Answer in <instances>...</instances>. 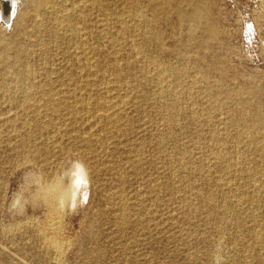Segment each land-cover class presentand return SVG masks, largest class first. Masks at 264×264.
I'll return each instance as SVG.
<instances>
[{
	"label": "rangeland",
	"instance_id": "rangeland-1",
	"mask_svg": "<svg viewBox=\"0 0 264 264\" xmlns=\"http://www.w3.org/2000/svg\"><path fill=\"white\" fill-rule=\"evenodd\" d=\"M16 7L0 18V264H264V0ZM74 162L75 206L43 203Z\"/></svg>",
	"mask_w": 264,
	"mask_h": 264
},
{
	"label": "bare ground",
	"instance_id": "bare-ground-1",
	"mask_svg": "<svg viewBox=\"0 0 264 264\" xmlns=\"http://www.w3.org/2000/svg\"><path fill=\"white\" fill-rule=\"evenodd\" d=\"M17 1H13L12 0H1V6H2V12H0V18L2 20H4L6 23L9 22L10 18L12 16L15 15V13L17 12L18 8L16 7L17 5ZM40 1V0H39ZM43 1V0H41ZM47 1V0H44ZM168 1V0H167ZM52 3V2H51ZM19 4V3H18ZM53 6V4H52ZM57 5H55L56 7ZM66 11V10H65ZM54 12V11H53ZM191 15V14H190ZM57 23V22H56ZM190 24V23H189ZM194 28V27H193ZM42 32V31H41ZM31 37V36H30ZM89 61V60H88ZM158 65V64H157ZM157 67V66H156ZM17 70V69H16ZM164 71V70H163ZM11 75V74H10ZM157 80H162V71L157 69ZM14 78V77H13ZM165 80V79H164ZM160 82V81H158ZM2 85V84H1ZM31 88V87H30ZM34 88V87H33ZM32 88V89H33ZM28 89V88H27ZM30 90V89H29ZM28 91V90H27ZM24 92V91H23ZM49 92L46 91H42V95L44 96V104L45 102H49V96H48ZM231 97V96H230ZM25 102H27V104L31 105L32 102L31 101H27L25 100ZM35 104V103H34ZM36 105V104H35ZM102 113V112H101ZM253 115L256 116V112H253ZM264 124V123H262ZM260 143L261 145L264 147V134L260 137ZM46 157V156H45ZM48 162V161H47ZM55 176V175H54ZM68 183L64 184L63 183V178H54L53 180H51L49 183L44 184V185H39L40 187V200L45 203L46 205L52 207V206H60V207H64V206H68V207H74L77 199L79 197L80 194L84 193V188L87 184V176H86V170L83 167L82 164H80L79 162H74L73 164V171L69 174L68 176ZM40 178V177H39ZM36 179V178H35ZM41 179V178H40ZM44 179V178H43ZM49 179V178H48ZM52 179V178H51ZM65 179V178H64ZM45 183V181H44ZM37 184V181H36ZM39 188H37V191ZM34 204V203H33ZM40 204V203H39ZM30 228V227H29ZM47 229V227H46ZM7 230V229H6ZM33 230V229H32ZM45 228H41L40 229V233L42 234V237L45 238L46 241H44L45 243H47V245L49 247H51V249L53 250H59L60 243L59 241L55 238V237H49L46 236L44 231ZM35 231V230H33ZM38 231V230H37ZM33 233V232H32ZM36 235V233H33ZM40 234V235H41ZM40 238V236H38ZM41 237V240H42ZM40 240V239H38ZM42 243V242H40ZM44 245V244H42ZM44 247V246H43ZM48 247V248H49ZM41 248V246H40ZM45 248H47V246H45ZM50 249V248H49ZM50 249V251H51ZM62 250V249H61ZM60 251V250H59ZM53 252V251H52ZM58 253V252H57ZM47 254V253H46ZM64 254V253H63ZM56 255V254H55ZM54 256V255H53ZM47 259V258H46ZM52 259V258H51ZM60 259V258H59ZM62 260V258L60 259Z\"/></svg>",
	"mask_w": 264,
	"mask_h": 264
}]
</instances>
